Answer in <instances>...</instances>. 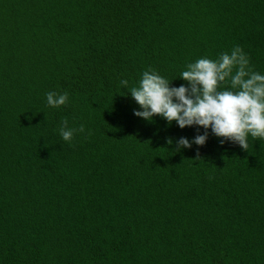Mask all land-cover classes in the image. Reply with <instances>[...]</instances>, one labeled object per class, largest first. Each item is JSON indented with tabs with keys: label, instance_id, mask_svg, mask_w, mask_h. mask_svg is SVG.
Returning a JSON list of instances; mask_svg holds the SVG:
<instances>
[{
	"label": "trees",
	"instance_id": "16d2710c",
	"mask_svg": "<svg viewBox=\"0 0 264 264\" xmlns=\"http://www.w3.org/2000/svg\"><path fill=\"white\" fill-rule=\"evenodd\" d=\"M235 45L264 73V0H0V264H264V141L179 148L119 83Z\"/></svg>",
	"mask_w": 264,
	"mask_h": 264
},
{
	"label": "clouds",
	"instance_id": "9594fccd",
	"mask_svg": "<svg viewBox=\"0 0 264 264\" xmlns=\"http://www.w3.org/2000/svg\"><path fill=\"white\" fill-rule=\"evenodd\" d=\"M178 77L187 84L173 86L174 79L169 80L148 68L135 84L129 86L127 79L119 83L139 105L134 109L137 117L152 122L159 115L169 125L175 121L180 128L204 129L191 141L186 137L178 138L179 148H191L193 144L203 146L209 130L221 144L231 141L245 150L249 137L264 141V73L252 70L242 47L235 45L221 51L215 59L202 56L188 62ZM68 99L66 91L46 93L47 105L52 108L65 105ZM76 131L84 133L85 126L81 124L79 129H74L63 120L59 134L70 143ZM168 143H173L171 138Z\"/></svg>",
	"mask_w": 264,
	"mask_h": 264
}]
</instances>
